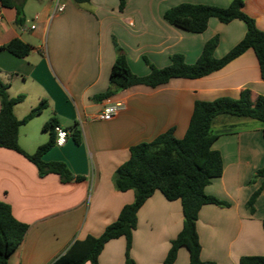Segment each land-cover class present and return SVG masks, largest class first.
<instances>
[{
  "label": "crops",
  "instance_id": "1",
  "mask_svg": "<svg viewBox=\"0 0 264 264\" xmlns=\"http://www.w3.org/2000/svg\"><path fill=\"white\" fill-rule=\"evenodd\" d=\"M58 1L65 10L55 14ZM15 2L22 7L20 23H16L15 7L0 4V78L8 85L9 96H25L14 106L17 118L41 100L48 102L40 114L19 127V145L34 153L49 139L44 123L56 117L69 136L43 159L65 162L82 179L63 182L57 173L41 176L25 155L0 147V200L29 225L9 264H51L75 240L100 236L124 205L135 199L133 189L119 191L115 186L116 170L129 159L130 148L170 128L182 138L197 100L238 97L243 89L264 95L259 62L249 48L206 76L173 77L158 86L137 84L99 98L109 88L120 52L139 76L151 71L146 60L163 68L175 53L194 63L215 36L214 55L223 57L244 37V21L224 23L211 17L205 31L194 33L170 24L164 13L180 3L227 7L230 0H126L123 11L119 0ZM244 11L264 31V0H245ZM15 38L32 46L27 56L3 48ZM119 101L123 107L112 119L99 117L106 105ZM72 126L80 131L79 143L68 129ZM263 127L262 121L248 116L222 114L212 121L211 129L218 134L213 148L222 155L223 173L212 179L205 192L228 205L205 204L198 213L200 257L205 262L240 264L242 257L264 255V178L257 175L264 167ZM257 191L251 210L248 202ZM183 222L181 201L155 191L137 212L131 259L135 264H163ZM98 264H127L126 238L109 240ZM173 264H190L186 247L179 248Z\"/></svg>",
  "mask_w": 264,
  "mask_h": 264
},
{
  "label": "trees",
  "instance_id": "2",
  "mask_svg": "<svg viewBox=\"0 0 264 264\" xmlns=\"http://www.w3.org/2000/svg\"><path fill=\"white\" fill-rule=\"evenodd\" d=\"M77 4L91 0H73ZM119 9L123 11L126 0H119ZM3 7L17 10L16 23H20L22 7L15 0H0ZM245 0H230L227 7L200 3H180L170 7L165 13V19L172 25L184 30L201 33L208 27L211 17L228 23L240 19L246 23L244 37L223 57L216 58L215 48L218 37L209 39L202 53L194 63H187L180 53L171 55L168 66L158 68L148 60L151 71L148 75L135 74L127 61L125 54L119 53L113 63L110 73V84L106 92L99 95L107 98L118 90L137 84L158 86L168 82L173 77L199 78L221 69L230 61L252 48L257 56L261 77L264 79V31L261 30L253 17L244 11ZM12 54L25 57L32 46L19 38L12 39L3 46ZM8 85L0 78V147L16 150L25 155L38 168L39 174L57 173L63 182L81 180L74 176L65 162L43 159V155L56 145V117L48 119L43 130L49 133L47 142L29 154L19 145V127L40 114L48 105L43 99L29 113L19 119L14 113V106L23 101L24 95L9 96ZM229 114L248 116L259 119L264 126V95H253L250 89H243L238 97L221 96L214 100H197L194 105L189 125L185 135L178 138L173 128L159 134L150 142H141L130 148V157L116 170L115 186L119 191L133 189L135 199L124 205L118 218L109 224L100 236L88 235L84 239L75 240L68 250L51 264H98V257L105 244L114 238H126V262L135 264L130 257L133 230L137 225V212L144 202L159 190L168 200L181 201L184 222L183 228L175 239L165 257L163 264H173L180 247L189 251L190 264H213L201 259V244L197 231L198 213L205 204L227 206L228 203L205 192V187L213 178L223 173V158L219 150L213 148L218 137L211 129L215 117ZM71 134L76 143L80 142V131L72 126ZM264 134V127H263ZM264 178V167L257 171ZM258 195L255 192L248 205L254 209V201ZM29 225L15 217L10 204L0 200V264H9L10 255L22 243ZM264 228V221H263ZM240 264H264V255L245 256Z\"/></svg>",
  "mask_w": 264,
  "mask_h": 264
},
{
  "label": "built area",
  "instance_id": "3",
  "mask_svg": "<svg viewBox=\"0 0 264 264\" xmlns=\"http://www.w3.org/2000/svg\"><path fill=\"white\" fill-rule=\"evenodd\" d=\"M64 10H65V4H62L58 1L54 13L55 14L60 13L63 12ZM1 23H2V14L0 13V26ZM35 27H36L35 25H32V28ZM122 107H123V103L120 101L112 104H108L103 108L99 117L104 120H110L119 112V110ZM55 131H56V144L57 145L64 144L69 136L68 131L65 130L64 128H61L60 126H56Z\"/></svg>",
  "mask_w": 264,
  "mask_h": 264
}]
</instances>
